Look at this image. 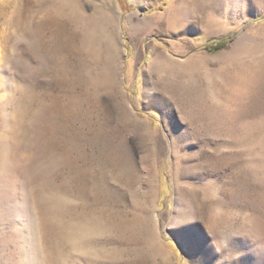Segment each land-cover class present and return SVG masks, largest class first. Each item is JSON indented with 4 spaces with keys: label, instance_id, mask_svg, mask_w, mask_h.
Returning <instances> with one entry per match:
<instances>
[{
    "label": "rangeland",
    "instance_id": "1",
    "mask_svg": "<svg viewBox=\"0 0 264 264\" xmlns=\"http://www.w3.org/2000/svg\"><path fill=\"white\" fill-rule=\"evenodd\" d=\"M0 264H264V0H0Z\"/></svg>",
    "mask_w": 264,
    "mask_h": 264
},
{
    "label": "bare ground",
    "instance_id": "2",
    "mask_svg": "<svg viewBox=\"0 0 264 264\" xmlns=\"http://www.w3.org/2000/svg\"><path fill=\"white\" fill-rule=\"evenodd\" d=\"M136 1H138V0H136ZM132 29H133L134 31H136V30H137V25H132ZM158 49H159V47L156 45V46H155V50H156V51L154 52V54H156V55H157V53H156V52H157V50H158ZM158 53H159V52H158ZM83 227H84L86 230H88V229H90V228H91V225H90V224H88V225H85V226H84V223H83ZM91 229H92V228H91ZM74 236H75V235H74ZM76 236H77V235H76ZM76 236H75V237H76ZM75 237L73 238V240H78V239H79V236H78V239H77V237H76V238H75ZM78 241L80 242V241H81V239H80V240H78ZM78 241H77V242H78ZM77 242H76V243H77Z\"/></svg>",
    "mask_w": 264,
    "mask_h": 264
}]
</instances>
